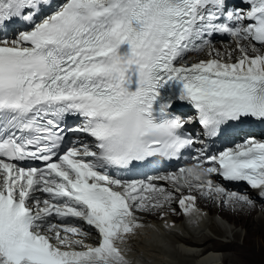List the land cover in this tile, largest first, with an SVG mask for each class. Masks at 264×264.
<instances>
[{
    "label": "snow or ice",
    "instance_id": "snow-or-ice-1",
    "mask_svg": "<svg viewBox=\"0 0 264 264\" xmlns=\"http://www.w3.org/2000/svg\"><path fill=\"white\" fill-rule=\"evenodd\" d=\"M254 123L264 0H0V264H130L136 213L174 228V203L200 215L193 192L253 209L264 201ZM229 136L242 142L214 148ZM186 154L175 172L123 178Z\"/></svg>",
    "mask_w": 264,
    "mask_h": 264
},
{
    "label": "bare ground",
    "instance_id": "bare-ground-1",
    "mask_svg": "<svg viewBox=\"0 0 264 264\" xmlns=\"http://www.w3.org/2000/svg\"><path fill=\"white\" fill-rule=\"evenodd\" d=\"M205 208H207L208 210H210L211 205L206 203L204 205ZM214 209V207H213ZM258 211L257 209V204L255 205V207L253 209H248V208H240L237 207V214L239 217V220L241 222L242 225L247 224L248 222L253 221V224L251 226H247L246 230L249 233H253L255 235H257V237H264V210L259 209V216H254L255 212ZM249 212V213H247ZM222 218L224 217L227 220H233L234 217L230 214H228L226 212V210L223 208L222 209V213L219 214ZM210 222L212 223V225L214 226V228L219 229L220 228V224H222V221L220 219H218L217 217H213L210 219ZM232 231V230H231ZM236 233V232H234ZM233 235V234H232ZM139 238H135L134 241H138ZM201 241H206L208 240L207 236L202 235L200 237ZM234 243H232L233 245ZM243 249H244V254H243V258H246V261L249 260L250 257V251L249 248L247 246L246 243H244L243 245ZM257 250L261 253L262 250L264 252V246H262L261 244L257 245ZM155 251V247H150L147 248V245H142L136 252L135 256L137 260H141V261H145L147 262L148 259H152L154 258V254L153 252ZM264 256V253L261 255V257ZM253 257V254H252ZM211 258H217V255L212 253V254H207L205 256L202 257V259L197 262V264H201L203 262H205L206 264H212V261L217 262V260H212ZM252 260H249L248 262H251ZM183 264H190L189 262H185Z\"/></svg>",
    "mask_w": 264,
    "mask_h": 264
},
{
    "label": "rangeland",
    "instance_id": "rangeland-1",
    "mask_svg": "<svg viewBox=\"0 0 264 264\" xmlns=\"http://www.w3.org/2000/svg\"><path fill=\"white\" fill-rule=\"evenodd\" d=\"M212 214H215L217 217L219 216V210L217 207H215V209L213 211H211ZM227 213L232 215L234 217L233 220H226L224 217L222 218V220H225L226 222L221 224L223 225V230H219L218 235H224V234H228L231 235L233 234V237H235L236 240L239 241H244L250 251V257L249 260H252L251 262H248L249 260L246 261V258L242 259V258H238L236 260L237 264H264V256L261 257V255L264 253L263 250L260 253L257 250V245L261 244L262 246H264V237H257V235L253 234V233H249L246 228L247 226H251L253 224V221L248 222L245 225H242L238 215L235 214V211L232 207H228L227 209ZM249 213V212H247ZM213 216V215H212ZM215 216V217H216ZM254 216H259V211L255 212ZM264 224V223H263ZM232 230V231H231ZM236 232V233H234ZM253 254V257H252ZM193 263H195V261H191ZM228 264V262L226 263Z\"/></svg>",
    "mask_w": 264,
    "mask_h": 264
},
{
    "label": "clouds",
    "instance_id": "clouds-1",
    "mask_svg": "<svg viewBox=\"0 0 264 264\" xmlns=\"http://www.w3.org/2000/svg\"><path fill=\"white\" fill-rule=\"evenodd\" d=\"M206 203H201V205L204 207V205H205ZM259 205H260V208L259 209H261V210H264V203H262V202H260L259 203ZM205 208V207H204ZM207 209V208H206ZM258 209V208H257ZM214 209H213V206H211V208H210V210H209V212H211V211H213ZM259 211V210H258ZM226 212H227V210H226ZM257 212V211H256ZM222 212H220L219 214H221ZM238 213V212H237ZM236 213V215H238ZM211 214H212V212H211ZM213 215H215V214H213ZM220 216V215H219ZM221 221H222V223H225L226 221L225 220H222V217L220 216V217H218ZM227 220V219H226ZM241 243H242V245H244V241H240ZM209 254V253H208ZM243 254H244V252H243ZM243 254L242 255H240V256H234V258H233V262L231 263V264H237L236 263V260L238 259V258H242V259H244L243 258ZM207 255V254H206ZM205 256V255H204ZM203 257V256H202ZM202 257H200L199 258V260L197 261V262H199L201 259H202ZM197 262H195L196 264H197ZM247 264V263H246Z\"/></svg>",
    "mask_w": 264,
    "mask_h": 264
}]
</instances>
